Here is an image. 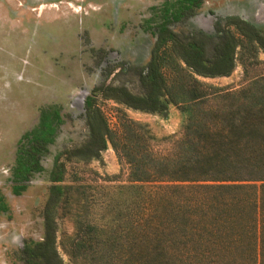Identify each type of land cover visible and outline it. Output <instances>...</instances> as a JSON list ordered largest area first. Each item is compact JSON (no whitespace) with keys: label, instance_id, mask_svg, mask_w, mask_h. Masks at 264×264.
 Returning <instances> with one entry per match:
<instances>
[{"label":"rangeland","instance_id":"1","mask_svg":"<svg viewBox=\"0 0 264 264\" xmlns=\"http://www.w3.org/2000/svg\"><path fill=\"white\" fill-rule=\"evenodd\" d=\"M236 17L264 33V0H203L193 11L180 0H0V264H25V242L42 240L55 158L88 139L85 100L94 89L125 85L141 93L132 68L149 62L159 25L215 37L218 23ZM161 62L171 89L186 102L183 88L191 75L185 64L167 51ZM196 77L207 85L241 89L264 77V51L238 47L230 76ZM96 104L116 131L129 118L143 124L152 136L148 145L162 154L183 136L186 115L172 103L149 113L98 91ZM48 107L59 108L63 122L41 155L43 169L18 183L13 173L20 150L27 148L23 137ZM61 160L66 173L60 184L66 189L55 220L65 264H143L135 190L121 189L134 184L126 159L109 144L100 158ZM21 184L26 187L15 193ZM80 221L97 229L85 234L78 250L74 239Z\"/></svg>","mask_w":264,"mask_h":264},{"label":"trees","instance_id":"2","mask_svg":"<svg viewBox=\"0 0 264 264\" xmlns=\"http://www.w3.org/2000/svg\"><path fill=\"white\" fill-rule=\"evenodd\" d=\"M180 1L191 11L203 2ZM154 35L149 62L132 68L141 93L125 85H107L86 98L89 137L83 145L56 156L43 211V238L25 242L21 250L25 264H65L57 250L55 220V208L66 189L60 184L66 173L61 159L100 158L109 144L131 169L134 184L121 189L135 190V223L142 238L137 250L143 264H264V77L241 89L207 85L196 77L230 76L238 47L253 54L264 51V33L236 17L218 23L215 37L177 32L165 23ZM166 51L183 62L191 75L183 88L186 102L178 99L163 74ZM98 91L149 113L176 105L186 115L181 140L162 154L148 145L152 136L143 124L129 118L121 132L114 130L96 104ZM62 122L59 108L41 110L40 123L23 137L27 148L17 156L16 182L26 183L33 171L43 169L41 155ZM25 187L16 186L15 193ZM95 229L78 222L75 249H81L85 234Z\"/></svg>","mask_w":264,"mask_h":264}]
</instances>
